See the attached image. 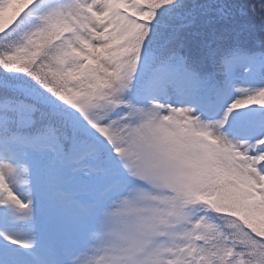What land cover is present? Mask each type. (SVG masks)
Returning <instances> with one entry per match:
<instances>
[{"label": "snow or ice", "instance_id": "snow-or-ice-1", "mask_svg": "<svg viewBox=\"0 0 264 264\" xmlns=\"http://www.w3.org/2000/svg\"><path fill=\"white\" fill-rule=\"evenodd\" d=\"M0 264H264V0H0Z\"/></svg>", "mask_w": 264, "mask_h": 264}]
</instances>
